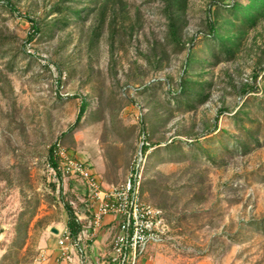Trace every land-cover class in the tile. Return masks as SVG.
Wrapping results in <instances>:
<instances>
[{
	"label": "rangeland",
	"instance_id": "rangeland-1",
	"mask_svg": "<svg viewBox=\"0 0 264 264\" xmlns=\"http://www.w3.org/2000/svg\"><path fill=\"white\" fill-rule=\"evenodd\" d=\"M57 1L11 0L13 13L0 9V264H44L57 248L51 228L66 227L63 204L78 203L82 186L65 181L57 190L47 172L50 146L61 143L92 164L104 187L116 185L145 141L142 126L153 145L143 200L164 212L170 228L143 264H264V234L243 226L264 224V19L245 31L232 60L204 62L191 74L210 86L203 103L185 110L170 94L178 93L187 49L200 46L206 10L218 0H185L181 51L169 40L164 0H115L99 29L89 17L53 39L27 42L30 20L46 17ZM151 85L154 94L141 93ZM82 99L104 118L75 125ZM239 109L254 119L243 124L257 127L259 144L244 153L230 144L215 164L165 154L170 141L205 148L248 141L235 128ZM100 246L107 251L105 241Z\"/></svg>",
	"mask_w": 264,
	"mask_h": 264
},
{
	"label": "trees",
	"instance_id": "trees-1",
	"mask_svg": "<svg viewBox=\"0 0 264 264\" xmlns=\"http://www.w3.org/2000/svg\"><path fill=\"white\" fill-rule=\"evenodd\" d=\"M164 2V14L169 40L173 42L175 47L179 46L178 51L184 50L185 44L181 42L180 30L185 0H164ZM114 3L115 0H58L49 8L46 17L40 20H30V33L28 34L27 42L33 39L38 42L53 39L55 35L65 31L72 24H81L89 17L95 18L98 23L97 28L99 29L104 22L107 9L114 7ZM0 9H8L12 13L15 11L11 0H0ZM263 19L264 0H247L246 4L237 2L236 0H218V2L209 5L205 16L204 28L206 33L200 39V46L196 49L188 47L183 73L179 79L178 93L171 92L170 94L169 100H175L174 106L185 110H193L196 104L203 103L208 98L205 88L209 87L210 84L202 83L199 81L200 77H192L191 74L198 70L204 62L210 61V66H215L220 61L232 60L239 49L245 31L253 29ZM204 55H208L207 59H203ZM258 72L259 70L257 69L253 73V76L256 77ZM57 83H60V81L57 80ZM156 90L154 85H151L145 87L141 93L154 94ZM167 103V107H169L170 101ZM88 108V102L82 99L74 122L75 125L79 124L84 117L93 123L101 121L104 118L105 111H89ZM233 116L235 128L239 132H243L244 139L248 138V141L225 139L218 143V145H209L210 141H208L209 146L206 148L198 143L191 144V142H187L185 146H181L178 141H170V143L164 145L165 154L171 157L177 156L174 159L177 162L185 161L188 158L196 163L203 158L204 162L215 164L216 159L230 154V144L233 145L234 149L232 153H244L251 144H259L258 139L253 138L257 132V127L246 130L243 124L244 120L248 124H253L254 119H249V113H242L239 109ZM146 131L145 127L142 126L143 139L145 141H143L140 150L143 155L149 147L153 146L148 142L149 138ZM232 140L234 143H231ZM186 146L191 150H184ZM53 150L54 145L48 149L47 162L56 167V161L53 159ZM144 184L143 182L142 192ZM63 205L68 217L66 228L74 237L79 231V226L74 221L73 212L68 203H64ZM245 225L264 234V224L261 222H248L243 224V226Z\"/></svg>",
	"mask_w": 264,
	"mask_h": 264
},
{
	"label": "built area",
	"instance_id": "built-area-1",
	"mask_svg": "<svg viewBox=\"0 0 264 264\" xmlns=\"http://www.w3.org/2000/svg\"><path fill=\"white\" fill-rule=\"evenodd\" d=\"M145 157L139 150L125 179L104 187L87 159L73 156L61 143H54L56 167L47 162L46 168L57 190L65 181L82 186L78 203L68 202L79 231L73 237L65 227L55 236V264H143L151 248L169 239L164 212L143 200ZM102 230L107 251L93 255L92 246ZM48 254L41 258L44 264L49 261Z\"/></svg>",
	"mask_w": 264,
	"mask_h": 264
},
{
	"label": "crops",
	"instance_id": "crops-1",
	"mask_svg": "<svg viewBox=\"0 0 264 264\" xmlns=\"http://www.w3.org/2000/svg\"><path fill=\"white\" fill-rule=\"evenodd\" d=\"M99 236L100 237L101 236L104 237V230H102L100 232V234H98V236L96 238V241H95V243L92 246L91 252H92L93 255H97V254H99L100 251H102V248H101L100 244L104 243V239L101 240V238H99ZM48 253H51V255H50V258H49V261H48L47 264H55L54 259L57 257V254H58L57 248L54 249V250L48 251Z\"/></svg>",
	"mask_w": 264,
	"mask_h": 264
},
{
	"label": "water",
	"instance_id": "water-1",
	"mask_svg": "<svg viewBox=\"0 0 264 264\" xmlns=\"http://www.w3.org/2000/svg\"><path fill=\"white\" fill-rule=\"evenodd\" d=\"M51 232H52L54 235H57V234H58V230L55 229V228H51Z\"/></svg>",
	"mask_w": 264,
	"mask_h": 264
}]
</instances>
